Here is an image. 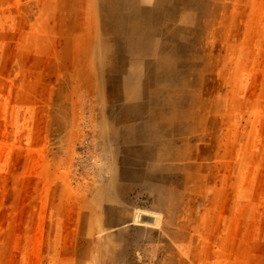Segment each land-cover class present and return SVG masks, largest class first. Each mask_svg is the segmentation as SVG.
<instances>
[{"label":"rangeland","instance_id":"374dc122","mask_svg":"<svg viewBox=\"0 0 264 264\" xmlns=\"http://www.w3.org/2000/svg\"><path fill=\"white\" fill-rule=\"evenodd\" d=\"M0 264H264V0H0Z\"/></svg>","mask_w":264,"mask_h":264}]
</instances>
